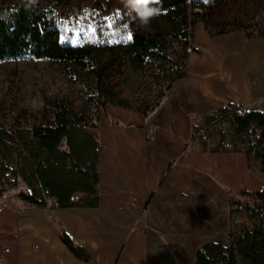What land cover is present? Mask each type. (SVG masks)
<instances>
[{
	"label": "trees",
	"instance_id": "1",
	"mask_svg": "<svg viewBox=\"0 0 264 264\" xmlns=\"http://www.w3.org/2000/svg\"><path fill=\"white\" fill-rule=\"evenodd\" d=\"M232 1L160 0L155 6L161 14L148 26L136 17L125 39L94 46L65 43L63 20L92 26L97 18L115 14L124 0H0V63L67 65L83 102L77 108L65 100L46 98L30 126L20 120L9 124L0 120V179L21 182L27 191L16 197L40 209H49L52 203L59 209H96L100 112L112 105L153 116L167 101L173 84L188 76L198 23L211 37L241 31L247 39L264 40V24L213 19L216 10ZM117 63L143 79L138 97L123 98L117 92L112 80ZM191 139L200 152L244 153L263 182L258 193L230 197L227 246L200 245L193 264H264V112L229 104L206 115L201 124H193ZM6 193L0 187V198ZM60 239L76 259L97 264L63 229Z\"/></svg>",
	"mask_w": 264,
	"mask_h": 264
},
{
	"label": "crops",
	"instance_id": "2",
	"mask_svg": "<svg viewBox=\"0 0 264 264\" xmlns=\"http://www.w3.org/2000/svg\"><path fill=\"white\" fill-rule=\"evenodd\" d=\"M192 47L188 76L153 116L100 112L96 209L0 198V264H86L61 242L62 229L97 264H193L200 245L227 246L230 197L263 182L244 153L198 151L192 125L229 104L264 112V40L211 37L198 23Z\"/></svg>",
	"mask_w": 264,
	"mask_h": 264
},
{
	"label": "rangeland",
	"instance_id": "3",
	"mask_svg": "<svg viewBox=\"0 0 264 264\" xmlns=\"http://www.w3.org/2000/svg\"><path fill=\"white\" fill-rule=\"evenodd\" d=\"M136 15L122 4L113 15L97 18L92 26L63 20L62 40L70 45H110L125 39ZM213 19L220 23L246 22L264 24V0H234L216 10ZM70 67L48 61H11L0 63V120L9 124L20 120L32 125L42 112L45 99L65 100L81 108L82 99L72 80ZM82 76L81 73H77ZM113 83L123 98L138 97L144 89L141 76L130 68L116 64ZM27 115V119L21 116ZM7 193L26 192L25 186L12 178L0 179Z\"/></svg>",
	"mask_w": 264,
	"mask_h": 264
},
{
	"label": "clouds",
	"instance_id": "4",
	"mask_svg": "<svg viewBox=\"0 0 264 264\" xmlns=\"http://www.w3.org/2000/svg\"><path fill=\"white\" fill-rule=\"evenodd\" d=\"M160 0H124L125 7L134 12L143 26H148L152 19L161 14Z\"/></svg>",
	"mask_w": 264,
	"mask_h": 264
},
{
	"label": "built area",
	"instance_id": "5",
	"mask_svg": "<svg viewBox=\"0 0 264 264\" xmlns=\"http://www.w3.org/2000/svg\"><path fill=\"white\" fill-rule=\"evenodd\" d=\"M147 134L151 135L152 134V126L147 128ZM52 205L57 208V203H52ZM4 252H8V250H5Z\"/></svg>",
	"mask_w": 264,
	"mask_h": 264
},
{
	"label": "snow or ice",
	"instance_id": "6",
	"mask_svg": "<svg viewBox=\"0 0 264 264\" xmlns=\"http://www.w3.org/2000/svg\"><path fill=\"white\" fill-rule=\"evenodd\" d=\"M129 39H131V37H129Z\"/></svg>",
	"mask_w": 264,
	"mask_h": 264
}]
</instances>
